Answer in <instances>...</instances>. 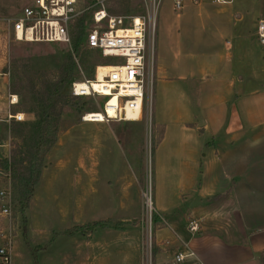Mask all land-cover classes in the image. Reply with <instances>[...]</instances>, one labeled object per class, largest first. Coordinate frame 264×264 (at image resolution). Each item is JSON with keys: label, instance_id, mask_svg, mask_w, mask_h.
I'll use <instances>...</instances> for the list:
<instances>
[{"label": "rangeland", "instance_id": "374dc122", "mask_svg": "<svg viewBox=\"0 0 264 264\" xmlns=\"http://www.w3.org/2000/svg\"><path fill=\"white\" fill-rule=\"evenodd\" d=\"M83 1L88 6L96 0ZM172 2L159 0L155 30L151 37L155 65L152 98L139 120L83 122L81 118L84 114L102 110L105 99L100 96L70 97L69 105L57 117L59 130L56 140L44 154L39 181L23 213L19 211L11 171L9 173V170L0 168V188L10 180L12 190V264H67L77 248V245L74 246L77 235L83 236L80 231L85 228L83 220V223H89L93 219L108 218L119 226L117 218L122 215L119 209L122 188L129 193L124 206H128L125 213L130 219L128 224L144 222L142 236L148 254L154 249L151 227L153 229L158 222L155 208H162L159 214L165 222L170 223L171 212L168 213V209L174 210V216L188 204L191 183L197 182V178L189 181L191 149L204 142L205 136L198 134L196 137L190 129L176 126L171 110L165 109L167 97L164 95L169 91L157 84V68L159 59H168L165 48L177 33L175 30L168 37L164 28L167 26L174 30V21L183 12L195 10L196 6L192 3L186 5L183 0V6L173 10ZM30 3L32 0H0V18L15 17ZM105 3L110 15L121 16L145 15L149 6V0H105ZM109 8L115 13L109 12ZM90 17L91 10H88L83 19L86 29L92 24ZM77 31L75 25L71 38ZM213 45H216L214 41ZM4 46L0 38L1 63ZM72 46L71 43L25 42H11L8 45L6 61L9 66H0V71L9 72L7 92L18 96L16 110L24 114L23 121L33 118V114L24 112V109L28 110L23 96L27 95L29 79L39 82L45 71L47 78L56 80L69 56L76 64L73 81L91 78L92 70L94 72L99 63L116 61L115 58L98 60V57L101 58L100 51L88 50L85 43L78 52H74ZM0 88H3L2 82ZM11 122L7 129L4 125L0 126V143H8L7 152L0 153V159H10L12 154L18 156L23 147L21 126L18 122ZM3 130L7 131L6 138ZM87 172H90L91 179H87ZM87 188L90 189V197L86 194ZM6 223V217L0 215V232L7 229ZM2 244L0 239V246ZM44 246H47L46 250L40 251ZM123 246L122 243L103 246L107 253L101 255V262L132 264L126 261ZM262 260L261 255L259 262L262 263Z\"/></svg>", "mask_w": 264, "mask_h": 264}, {"label": "crops", "instance_id": "0c3cea01", "mask_svg": "<svg viewBox=\"0 0 264 264\" xmlns=\"http://www.w3.org/2000/svg\"><path fill=\"white\" fill-rule=\"evenodd\" d=\"M184 1L196 9L183 12L174 30L164 28L168 37L177 33L165 48L168 59L158 60L157 84L169 91L164 104L176 126L205 136L191 149L189 181L197 182L191 183L190 200L174 216L168 209L170 223L159 214L163 209L155 208L154 249L148 254L144 222L128 224L129 193L122 188L119 226L75 236L77 248L67 264H106L103 246L121 243L132 264H176L175 254L188 250L203 264H264V45L256 37L264 0ZM1 82L0 126L7 129L8 115L18 111L8 102L2 71ZM7 146L0 143V153ZM86 194L92 196L89 188ZM190 221L197 222L196 232L189 231Z\"/></svg>", "mask_w": 264, "mask_h": 264}, {"label": "built area", "instance_id": "2783aa9c", "mask_svg": "<svg viewBox=\"0 0 264 264\" xmlns=\"http://www.w3.org/2000/svg\"><path fill=\"white\" fill-rule=\"evenodd\" d=\"M220 1V0H215ZM198 3V0H193ZM159 0H149L145 15H110L105 0H96L85 6L83 0H33L26 4L15 17L0 18V33L5 43L1 50L2 65L8 68L6 61L8 45L11 42L70 44L73 24L91 10L92 24L84 31L85 46L90 51H100L102 58H115L114 63H99L95 66L91 78L71 82V94L77 97H102L101 119L95 112L82 116L83 122L125 121L127 112L139 116L152 98L155 65L151 37L155 30V17ZM183 6V0H173V10ZM152 34V35H151ZM257 40L264 45V19L257 22ZM106 70L99 77V66ZM3 67V68H4ZM4 74L9 75L8 70ZM10 105L18 104V96L8 92ZM116 101L111 104L110 100ZM112 111V115L108 113ZM14 122L25 120L24 114L15 112L8 115ZM99 118V117H98ZM9 122V124H10ZM12 123V122H11ZM0 215L6 217L7 229L0 232L3 244L0 246V263L11 264L13 254V234L11 233L12 190L10 180L0 188ZM189 231L196 232L198 224L190 221ZM176 264H203L193 251L178 252L174 256Z\"/></svg>", "mask_w": 264, "mask_h": 264}, {"label": "trees", "instance_id": "16d2710c", "mask_svg": "<svg viewBox=\"0 0 264 264\" xmlns=\"http://www.w3.org/2000/svg\"><path fill=\"white\" fill-rule=\"evenodd\" d=\"M108 10H111V8ZM109 12L115 13V10ZM84 17L85 15L73 24V27L76 25L78 28V31L71 38L74 52H78L80 46L85 43ZM98 60L105 61L106 59L98 57ZM103 64H106V62ZM63 65V70L56 80L47 78L45 71L42 73L41 81L35 82L29 79L26 88L28 90L27 95L23 96L25 102L28 103V110L24 109V112L33 114V118L19 122L23 147L18 156L12 154L10 159H0V168L7 169L9 173L10 171L12 173L14 192L17 195V203L21 213L28 206V202L33 195L34 186L39 181L41 168L44 166V154L56 140V133L59 130L57 117L69 105V98L77 97L72 95L70 90L76 64L73 58L69 56ZM93 74L92 70V76ZM98 228H117V226L110 219L98 220L85 224V228L80 231L88 235Z\"/></svg>", "mask_w": 264, "mask_h": 264}, {"label": "bare ground", "instance_id": "6f19581e", "mask_svg": "<svg viewBox=\"0 0 264 264\" xmlns=\"http://www.w3.org/2000/svg\"><path fill=\"white\" fill-rule=\"evenodd\" d=\"M106 69L107 68H105L104 65H100L99 66V69H98V71H99V77H100V75H102V72L104 70H106ZM115 101H116V99L115 98H112L110 100V103L113 104ZM95 113L97 114V115H95V116H97V119H101L102 118V114L100 112H95ZM108 113L110 115H112V111L111 110H108ZM137 120H139V116H136V114L133 113V112H131V111H128L127 112V117L125 118V121H137Z\"/></svg>", "mask_w": 264, "mask_h": 264}, {"label": "water", "instance_id": "95a60500", "mask_svg": "<svg viewBox=\"0 0 264 264\" xmlns=\"http://www.w3.org/2000/svg\"><path fill=\"white\" fill-rule=\"evenodd\" d=\"M1 264V263H0Z\"/></svg>", "mask_w": 264, "mask_h": 264}]
</instances>
